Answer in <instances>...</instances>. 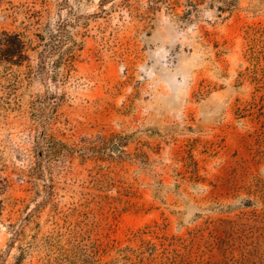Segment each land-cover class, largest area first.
Masks as SVG:
<instances>
[{
    "label": "rangeland",
    "instance_id": "rangeland-1",
    "mask_svg": "<svg viewBox=\"0 0 264 264\" xmlns=\"http://www.w3.org/2000/svg\"><path fill=\"white\" fill-rule=\"evenodd\" d=\"M3 31L0 264H264V0H0Z\"/></svg>",
    "mask_w": 264,
    "mask_h": 264
},
{
    "label": "trees",
    "instance_id": "trees-1",
    "mask_svg": "<svg viewBox=\"0 0 264 264\" xmlns=\"http://www.w3.org/2000/svg\"><path fill=\"white\" fill-rule=\"evenodd\" d=\"M2 36L0 39V59L15 65H21L23 61L28 59L26 52L30 47L31 40H27L25 34L3 31Z\"/></svg>",
    "mask_w": 264,
    "mask_h": 264
},
{
    "label": "water",
    "instance_id": "water-1",
    "mask_svg": "<svg viewBox=\"0 0 264 264\" xmlns=\"http://www.w3.org/2000/svg\"><path fill=\"white\" fill-rule=\"evenodd\" d=\"M114 150H116V148H114Z\"/></svg>",
    "mask_w": 264,
    "mask_h": 264
}]
</instances>
